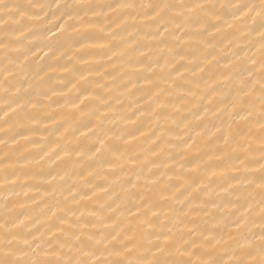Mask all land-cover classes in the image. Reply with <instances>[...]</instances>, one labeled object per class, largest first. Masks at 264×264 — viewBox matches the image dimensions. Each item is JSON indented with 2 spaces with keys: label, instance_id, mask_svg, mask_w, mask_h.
Here are the masks:
<instances>
[{
  "label": "snow or ice",
  "instance_id": "snow-or-ice-1",
  "mask_svg": "<svg viewBox=\"0 0 264 264\" xmlns=\"http://www.w3.org/2000/svg\"><path fill=\"white\" fill-rule=\"evenodd\" d=\"M49 16L62 22L55 23L52 28H46L41 33L39 24L45 23ZM256 17L259 18L258 21ZM144 20L153 22L154 33L144 32L136 23ZM248 21L258 24L254 31L260 37V60L257 62L249 57L248 62L252 66L240 77L234 91L223 93L212 87L201 93L197 91L200 84L195 83L193 88L183 89V95L179 94L177 89L180 86L176 81L187 82L185 73L197 77L208 70L212 71L209 79H234L235 62L224 51L233 41L226 33L237 24L246 25ZM84 25L95 29V32L85 34L91 42L84 39L74 41L73 44L63 42L65 34L79 35ZM118 30L126 33V36L119 35ZM49 32L50 36L47 35ZM97 33L104 34L105 43L94 42ZM39 35L49 41L47 51L40 49L43 56L57 62L68 56V49L76 45L82 50L90 47L108 50L105 56L97 58L96 70L90 68L86 75L82 73L79 76L78 80L83 81H87L90 75L101 78L105 76L108 69L100 63L101 60L112 61L115 67L113 57L116 56L123 58L129 56V53H138L139 56L148 58V54L153 51V45L143 42L149 39L157 42L154 47L160 55L156 57L155 65L149 62L145 71L155 73L157 68H161L163 73L169 65L171 70L166 73V78L154 75L143 77L144 84L151 86L148 88L146 100L153 105L150 114L160 125L159 135L156 137L160 143L155 144L151 154L160 156L164 153L161 145L167 144L165 137L173 134L169 124L179 128L180 123H183L181 160L169 157L168 160L156 163L149 161L147 157L143 160L129 158V163H135L138 170H133L128 175L123 165L128 149L109 142L111 129L102 130L103 136L97 137L96 144L88 152L73 150L67 146L56 151L60 148L56 145L49 147L35 161L30 153L24 156L20 152L19 155L24 156V163L19 168L13 162L11 154L5 152L0 156V172H3L0 176V191L8 192L9 196L29 197L33 190L40 191L39 184L28 183L29 179L35 178L25 171L29 164H40L46 160L52 163L62 162L65 158L87 155L101 169L104 166L113 170L119 169L125 177L124 183L128 185L127 188L121 186L122 191L127 194L128 199L135 198L139 203L135 205L136 213L128 210L135 218V226L125 228L124 221L119 218L114 220L108 215L115 213L120 207H112L115 200L112 199L108 187L91 180H84L81 185L68 184L74 174L73 169H53L48 173L45 183L51 186L46 194L53 196L54 203L45 202L40 208V216L34 217L28 212L16 213L17 206L24 208L25 205H16L7 197L0 199V264H264V0H260L259 4L247 0L242 3L235 0H71V3L68 0L63 3L58 0H0V94L6 104L4 116L8 117L9 113L16 114L19 110L27 114L26 119L30 124L37 125L42 122L38 119V114L28 110L45 107L41 101L57 95L56 90L41 88L34 95L21 96L22 88L14 81L23 76L29 54H35L36 45L32 41L39 39ZM117 39L121 47L128 51L114 48L112 41ZM193 44L198 46L200 56L189 59L183 50L192 49ZM130 60L143 66V60L136 59L135 56H130ZM83 62L88 64L89 60ZM131 66L135 68V65ZM217 66L222 70L214 71ZM59 70L58 66L50 64L45 75ZM64 70L69 69L64 66ZM139 78L137 76L134 79L133 74L122 72L120 80L123 91L117 88L119 96L114 98V103L123 108L121 96L127 94L134 97V90L137 89L143 92L144 89L137 84ZM200 79L203 80L202 75ZM162 83L170 86L163 88L160 86ZM97 86L102 90L105 87L104 84ZM73 87L76 85L73 84ZM112 91L109 87L108 92ZM168 96H174L177 103H186L187 97H199L200 100H207V104L198 106L202 111L195 113V123L187 119L178 122L175 117L182 110L167 100ZM217 96L221 97L219 105L222 107L214 104ZM88 99L99 100L109 110L113 107L107 97L96 95L94 89L82 98L78 96L80 104ZM73 106L79 107L76 104ZM169 107L171 111H168ZM138 110L140 115L145 114L142 109H133V115ZM216 112L222 113L225 119L220 121L219 126L213 124L209 128L205 118L209 113ZM120 120L135 122L130 115H121ZM3 123L7 125L6 128L0 127V132L7 137H0V145L4 148L8 147L9 142L19 145L20 140H30L33 134L29 130L27 136L19 132L10 135L13 125L7 119ZM20 127L26 126L21 124ZM155 131L153 130V134ZM140 135L144 136L145 133L141 131ZM197 138L201 142L212 141L215 152L209 154L198 147ZM116 139L129 145L132 140L139 138L131 133L125 135L121 132ZM33 146H36L34 142ZM139 155L137 152L136 156ZM213 159L218 163H209ZM169 160L193 175L181 185L187 195L182 192L183 199L173 197L180 204V208L171 209V226L164 224L155 230L157 226L147 218L148 213L156 215L153 212L155 205L146 194L152 191L148 184L156 185L162 178L171 180L172 176L169 171H158L149 176H143L142 173L149 164V173H152L153 168L171 170ZM89 175L94 174L90 172ZM22 179L23 183H20ZM119 179L118 177L117 182ZM142 179L145 181L143 186L140 184ZM56 180L64 183L59 187L52 185V181ZM65 185L67 195H64ZM16 187L20 188V192L14 191ZM132 189L137 191L132 192ZM57 191L63 197L62 200L55 199ZM98 192L112 199V203H100ZM220 192L228 195L239 193L234 204L229 201L234 211L228 214L221 211L225 205L216 202ZM201 193L205 199L197 202ZM29 198L33 203L37 202L36 196ZM210 208H215L217 213L213 214ZM201 213L207 219L202 223H195L192 217ZM123 215L121 212L120 216ZM187 222H192L194 226L188 228Z\"/></svg>",
  "mask_w": 264,
  "mask_h": 264
},
{
  "label": "bare ground",
  "instance_id": "bare-ground-1",
  "mask_svg": "<svg viewBox=\"0 0 264 264\" xmlns=\"http://www.w3.org/2000/svg\"><path fill=\"white\" fill-rule=\"evenodd\" d=\"M48 2H51V0H48ZM58 2L63 3L64 0H58ZM68 2L71 3V0H68ZM97 2H104V0H97ZM145 2H147V0H145ZM184 2H190V0H184ZM221 2H225V0H221ZM235 2L242 3L245 2V0H235ZM247 2L259 4L260 0H247ZM256 19L257 21L259 20L258 17H256ZM58 22L62 21L57 20L53 16H49L45 23L39 24L40 32L43 33L46 28H52L53 25ZM69 23H73V21H69ZM131 23L132 22L130 21V27ZM136 23L144 32L154 33V25L152 21L144 20L136 21ZM237 28L239 29L238 31ZM256 28H258V24L254 25L251 21H248L246 25L237 24L236 27L227 30L226 35L233 41V43L228 48H225L224 51L228 54V58L235 62L233 70L234 79L230 81L224 79L219 81L209 79V77L212 76V71L208 70H206L203 74H198L197 77H192L190 73H185L187 82L180 80L176 81L177 85L180 86L177 89L179 94L183 95V89L193 88L195 83L200 84L197 91L201 93H205L212 87L217 88L223 93L234 91L240 77L245 75L246 69L252 66L250 62H248L249 57H253L257 60V62L260 60V37L258 32L254 31ZM88 32H95V29H90L87 25H84L81 28L79 35L76 33L65 34L62 40L66 44H73L74 41L81 39H84L86 42H91L90 38L85 35ZM118 33L119 35L126 36V33L120 32L119 30ZM47 35L50 36L51 33L49 32ZM219 38L220 37L218 35V39ZM94 42L105 43L106 40L104 34L97 33L94 38ZM32 43L36 45L35 54H29L28 60L23 69V76L17 77V80L14 81V83H17V85L22 88L20 93L21 96H24L25 94L34 95L35 92L39 91L41 88L55 89L57 95L51 96L50 99H43L41 103L45 105V107L28 110L29 112H36L38 114V119L42 122L37 125L30 124L26 119L27 114L21 113L19 110H17L16 114L9 113V116L5 117L4 110L6 109V104L2 98V94H0V127H7V125H4L3 123L4 120L7 119L9 120V123L13 125L10 135H15L19 132L27 136L29 135V130H32L33 132L30 136V140H20L19 145H13L11 142H9L7 148L0 145V156H2L5 152H9L13 162L16 163V167L19 168L20 165L24 163V156H28L30 153L31 158L35 161L43 154V152L48 151L49 147H55L56 145L60 146V148H57L56 151H60L62 148L67 146L73 150L81 149L84 152H88V150L96 144L97 137H102L103 131L111 129V132L109 133V142L122 149H128L127 155L123 160L124 171L128 175H131L133 170H138L135 163H129V158L132 160H143L147 157L149 161H155L156 163H159L161 160H168L169 157H174L177 161L181 160L180 146L184 138L183 123H180L179 128L169 124L168 127L173 129V134L165 137L168 141L167 144L161 145L164 148V153L160 156L151 154L155 144L160 143V141L156 139L159 135L158 129L160 125L157 124L150 114V109L153 105L147 103L146 100L148 88L151 86L144 84L143 77L146 75H154L166 78V73L171 70V65H169L168 68L164 69L163 73L161 72V68H157L155 73H148L145 71V67L149 64V62L151 61L153 65H155V59L158 55H160L154 47L157 42L151 41V39L143 42L153 45V51L148 54V58L141 57L138 53H129V56H125L123 58L116 56L113 57L116 64L115 67H113L112 61L107 59L101 60L100 63H103L108 69L105 76L101 78L98 75H90L88 76L87 81L78 80V78L82 73L86 75L90 68L96 70L98 67L97 58L105 56L108 52L107 49L90 47L86 50H82L78 45H76L75 47L68 49V56L62 57L57 62L49 59L47 56H43V53L40 51L41 48H43L44 51H47V44L49 43L48 40L44 39L43 35H39V39H33ZM112 44L114 48L118 50L128 51L127 49L121 47L119 39L112 41ZM183 52L189 59L200 56V50L195 44H193L192 49L185 48ZM130 56H135L136 59L143 60V66L136 64L135 60H130ZM84 60H89V63L85 64L83 62ZM196 62H199V60ZM180 63H187V61H180ZM50 64L58 66L60 70L56 72H48V74L45 75L48 65ZM160 64L161 67H163V61H161ZM131 65H135V68ZM64 66H67L69 70L65 71ZM213 70L221 71L222 68L217 66ZM181 71H183V69H181ZM122 72L133 74L134 79L139 76L140 78L137 80V84L139 87L144 89L143 92L138 89L134 90L136 91V96L134 97L127 94L121 96L120 99L124 102L123 108H121L119 104L114 103V98L119 96L117 88H119L120 91H123V84L120 80ZM201 75L203 76V80L200 79ZM41 77H43V83H41ZM113 77H115V80ZM205 81H207V83H205ZM73 84L76 85L75 88L73 87ZM98 84H104V89L102 90L99 88L97 86ZM160 86L168 88L170 85L162 83ZM109 87L113 89L111 93L108 92ZM93 89L95 90L96 95L104 96L109 99V102L113 104L111 110L101 105L100 101L95 99L85 100L83 104L79 103L78 96L82 98L84 95H87L88 92L93 91ZM220 99L221 97L217 96L214 104L222 107V105H219ZM167 100L175 103L176 107L182 110L175 117L178 122L187 119L195 123V113L202 111V109L198 106L201 104H207V100H200L199 97H187L186 103H177L174 96H168ZM74 104L79 105V107H74ZM13 106L15 107V105ZM133 109H142L145 114L140 115L138 110L135 115H133ZM171 110V107H169L168 111ZM121 115H130L135 122L128 123L127 121H122L120 120ZM218 116L220 119H217ZM222 119H225V117L220 112H216L215 114L209 113L208 117L205 118V123H207L208 127L211 128L213 124L219 126ZM160 123L162 125L163 121ZM21 124L26 127H20ZM137 129H139V131ZM153 130H156L155 134H153ZM141 131L145 133L144 136L140 135ZM121 132L125 135L131 133L139 139L132 140L129 145H124L120 140L116 139V136H118ZM81 133H86V135H82ZM192 135L194 136L195 133L193 132ZM0 137L7 139V137H4L3 132H0ZM177 137H180V139ZM17 139H19V137H17ZM33 142L36 145L35 147L33 146ZM197 142L198 147L204 149V151L209 154L215 152L212 141L206 140L201 142L199 141V138H197ZM17 149H19V151H17ZM20 152H23L24 156H20ZM137 152L140 153L139 157L136 156ZM189 155L193 154L189 153ZM168 162L172 165L171 170H158L153 168L152 173H149L148 168L151 167V164H149L145 167V170L142 173L143 176H149L157 173L158 171H169V175L172 176L171 180H168L165 177L162 178L156 185H152L150 183L148 184V188H151L152 191L146 194L155 205L153 212H155L156 215L153 216L152 213H148L147 218L151 219L157 226L155 230H158L159 226L164 224L171 226L169 223L173 215L171 209L180 208V204L177 203V200L173 197L183 199V196L181 195L182 192L184 195H187V192L183 187H181V185L184 184L186 179H189L193 175L192 173L187 172L186 169H181L178 164H172L171 160ZM209 163L215 165L218 161L213 159L212 161H209ZM64 168H71L74 171L71 180L67 182L68 184L75 183L77 185H81L84 180H91L93 183L108 187L109 191L112 193V199L115 200L112 207L116 208V205H120L115 213H108V215H111L114 220L119 218V220L124 221L125 228L135 226V218L129 214L128 210L131 209L132 213H136L137 208L135 205L139 203V201L135 198L128 199L127 194L122 191L121 186H123V188L128 187V185L124 183L125 177L122 176L119 169L113 170L109 169L107 166H104L102 169L97 167V164L89 159L87 155L84 157L73 156L71 158H65L62 162L58 161L52 163L46 160L40 164H36L35 162L29 164L25 171L30 172L35 178L29 179L28 183L40 185L39 192L33 190V192L29 193V197H37L36 203H33L29 197H25L23 195L9 196L8 192L2 191H0V199L7 197L10 201L15 202L16 205H25L24 208L17 206L15 208L16 213L28 212L34 217L40 216V208L44 206L45 202L48 204L54 203L53 196L46 194L51 190V186L48 183H45L48 179V173L53 169L60 171ZM90 172L94 175H89ZM2 175L3 172H0V176ZM118 177L120 179L117 182ZM20 183H23V179ZM63 183L64 182L60 180L52 181V185L57 187ZM144 183L145 181L142 179L140 181L141 186H143ZM66 187L67 186L65 185L64 195H67ZM9 189L12 190L11 186H9ZM177 189H179V191H177ZM141 190L144 191L143 188ZM14 191L20 192V188L16 187ZM136 191V189H132V192ZM237 195H239V193H236L235 195H228L227 193L220 192L219 198L216 202L223 203L225 205V207L221 210L224 214H228L235 210L234 207L229 204V201L234 204L236 202ZM97 196L99 197L100 203H104L105 201L112 203V199H109L103 193L98 192ZM55 199H63L59 191L55 193ZM201 199H205L203 193H201V195L197 198V202ZM240 202L242 203V201ZM89 207H91V205H89ZM209 210L213 214L217 213L215 208H210ZM121 212L124 213L123 216H120ZM192 219L195 223H202L203 220L207 219V217L201 213L199 216L194 215ZM193 226L194 224L192 222H187L188 228H192ZM180 227H183V225Z\"/></svg>",
  "mask_w": 264,
  "mask_h": 264
}]
</instances>
